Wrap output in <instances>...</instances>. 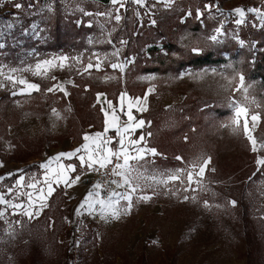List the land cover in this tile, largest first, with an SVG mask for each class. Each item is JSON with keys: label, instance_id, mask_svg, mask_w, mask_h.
<instances>
[{"label": "rangeland", "instance_id": "374dc122", "mask_svg": "<svg viewBox=\"0 0 264 264\" xmlns=\"http://www.w3.org/2000/svg\"><path fill=\"white\" fill-rule=\"evenodd\" d=\"M26 1L31 6L25 8ZM30 1L0 0V46L9 41L23 45L16 63L5 61V53L0 52V98L11 97L0 100V264H264V165L256 163L264 158V88L246 76L245 66L250 51H264V0H212L203 6V0H119L115 4L110 0L106 5L87 0ZM236 9H242L243 15ZM57 12L65 18L77 17V25H96L87 36V46L77 51L45 47L51 27L47 23L53 24ZM126 24L136 25V31L162 24L170 39L164 36L157 44L164 42L170 52L163 63L146 53L151 61L133 67L130 79L131 90L139 94L121 90L114 102L107 93L115 95L119 78L125 84V73L136 55L123 57L126 40L122 38L119 45L113 38L117 32L120 37L125 34ZM240 29L248 38L260 37V44H247ZM231 40L242 50L234 59ZM222 47L231 52H223L225 60L218 65L176 68L177 61L190 52ZM144 64L158 70L144 73ZM241 74L247 100L243 90H237ZM21 79L39 85V91L27 89ZM122 94L130 96L127 104H122ZM233 100L249 109L256 152L243 131H232L229 104ZM106 110L110 114L115 110L117 125ZM104 111L114 130L105 132ZM151 111L153 125L140 117ZM256 113L259 120L252 128L251 114ZM81 117L90 123L79 141L75 126L80 127ZM141 120L143 126L136 128ZM126 125H131L123 132L130 155H136V148L155 149L157 154L147 153L138 163L130 161L144 178L136 181L139 187L132 193L127 214L128 202L112 198L119 199L116 208L121 215L116 219L99 204L91 209L81 204L90 191L92 201L96 192L100 199L109 198L91 184L87 161L90 154L96 158L97 143L107 141V149L118 151L121 136L116 126ZM96 133L102 134L99 140ZM141 136L139 144H129ZM152 142L165 143L178 163H158V157L167 155ZM61 153L75 155L54 159ZM207 158L210 163L203 175H196L199 168L193 164ZM29 164L35 165L27 168ZM172 175L179 178L170 179ZM77 176L79 181L71 183ZM49 185L54 189L51 195ZM58 190L59 210L36 222ZM142 196L150 199H139ZM24 210L34 215L29 218Z\"/></svg>", "mask_w": 264, "mask_h": 264}, {"label": "trees", "instance_id": "16d2710c", "mask_svg": "<svg viewBox=\"0 0 264 264\" xmlns=\"http://www.w3.org/2000/svg\"><path fill=\"white\" fill-rule=\"evenodd\" d=\"M33 2V0H31ZM30 1V2H31ZM50 1V0H48ZM87 1H93V2H99L102 5H106L110 2V0H87ZM205 1H212V0H203L202 6L204 4ZM32 3H29L28 1H26L25 4V8L29 7V5L31 6ZM200 6V5H199ZM58 11H60L58 9ZM192 13L193 15L195 14V8L192 9ZM204 14H207L206 12ZM75 18L77 17H70L68 16L67 18L64 17V15L61 12H57V14L54 17L53 20V24H49L47 23V25L51 26L50 27V31H49V35H50V39L48 40L47 44H46V48H48L49 50H54V49H61L63 51H69V50H81L83 49L85 46H87V36L89 35V33H91V31L95 30L96 25H92V26H86L84 23L81 25H77V23L75 22ZM31 20V18H30ZM205 26H207V24H205ZM136 25H129L126 24V32L125 34L120 37L117 36L118 32L114 35V40L119 44L121 39H125V43H124V48L122 50V56L125 57L126 59L129 57V55L131 54H136L135 55V59L133 60V62H131V64H129V67L125 73L124 76V81L125 84H122L121 78H119L118 80V87L116 90V93L114 96L110 95L107 93V96H109L110 99H112L114 102H116L117 98H118V93L121 90H125L128 91L129 94L132 95H137L139 93L134 92L133 90H131V86H130V79L132 77V68L133 67H141L139 65L151 61V57L152 56H156L159 57L158 60H160V63H163V59L165 58V56H167L170 52L169 46H167L164 42L162 43V45H158L157 41L166 36V40L167 38L170 39V34L166 33L167 29H165L164 27H162L161 25H158L157 27L153 28V27H147V26H143L139 29H137L136 31ZM152 29V30H150ZM123 30V29H120ZM243 30L240 29V33L242 36V39L246 40L249 44V42H253L256 41V43L260 44L259 42L261 41L260 37H249L248 38V34L246 32H242ZM232 41V40H231ZM38 43V42H36ZM35 42H32V45L35 46L36 45ZM256 44V47H258L259 45ZM28 46V45H27ZM43 46V45H41ZM23 45H21L20 42H11L9 41V43H6L5 46H0V52L5 53V56H2V58L7 61V62H19V59H21L20 54H18L19 51H21ZM232 47H235L233 50V59L234 57L242 54L241 53V48L238 46L236 41H232ZM166 51V55H164L162 53L161 50ZM19 50V51H18ZM223 52H231V50L227 47L223 48H219V49H209V50H205L204 52H200V53H191L189 54L188 57L186 58H181L179 59L177 62V70L179 71V69H183L185 67H196V68H200V67H205V65H218L220 64V62L225 60V57H223ZM146 53L150 54L151 57L147 58L146 57ZM152 57V58H156V57ZM252 59V61H251ZM143 66V65H142ZM247 69H249L248 73H246V76L249 77L250 79L253 80H257L260 82V84L262 85V87L264 88V51L261 52L259 50L257 51H250V53L248 54V57L246 58V65ZM143 72H148V71H157L158 67L157 66H147L144 64L143 67ZM17 97V96H16ZM8 98L9 100H11L10 96L8 94H5L4 96H2L0 98L1 99H5ZM80 111H82L80 109ZM102 114V113H100ZM153 112H146L145 114L140 115V117H144L147 120H151V125L154 124V122L156 121L155 118L153 117ZM82 118V117H81ZM89 121H84V119L82 118L81 120V125L79 127V125H76L75 127L79 129V131L77 132V139L79 141L82 140V134H83V128L89 124ZM101 127V125H100ZM140 132V131H138ZM6 138H9V136H7L6 134ZM153 147H156L157 150L162 154H166L167 157H158L156 159V161L160 164L166 163V164H172V165H176L178 163L177 160H175L172 156V154L174 153V151H170L167 149L166 144L162 143L159 144L157 142H152L151 144ZM173 145V144H172ZM174 146V145H173ZM18 148V146H16ZM16 148V149H17ZM180 164H182V162H179ZM35 165V164H32ZM31 164L28 165L27 168L32 167ZM60 192V190H58L57 192H55L48 200V207L44 209L43 213L41 214V216L39 218H37L35 221L36 222H41L44 219L51 218L54 215V209H58L59 210V204H57L56 201V197L58 196V193ZM58 207V208H57Z\"/></svg>", "mask_w": 264, "mask_h": 264}, {"label": "snow or ice", "instance_id": "6c2138e0", "mask_svg": "<svg viewBox=\"0 0 264 264\" xmlns=\"http://www.w3.org/2000/svg\"><path fill=\"white\" fill-rule=\"evenodd\" d=\"M119 0H112V3H118ZM137 3H141L142 0H136ZM16 7H20V5H16ZM237 13H239L241 16L243 15V10L242 9H236L235 10ZM250 11H255L254 9H250ZM117 20L120 19L119 16L116 17ZM213 40L216 39V37H212ZM194 52H197V49H193ZM46 64L51 65L52 62L51 61H46ZM40 65H37V68H39ZM89 67H92V65H89ZM96 67H99V65H97ZM113 68L118 67V65H112ZM20 84H26L27 85V89L30 90H36L39 91V85L37 84H32V83H28L26 80L21 79L19 81ZM239 84H240V89L237 90H243V92L245 93L244 99L247 100V91L248 88L245 87V81H244V76L241 74L239 75ZM54 89L53 88H48L47 91L52 92ZM61 91H64L63 86H60ZM151 91V90H150ZM15 94V93H13ZM67 94V93H65ZM125 94H122V98ZM254 102V101H253ZM112 107L111 102H109V108ZM229 107H231L233 109V116L231 118L230 124L232 126V131L233 133H236L238 131H243V134L247 137V139L251 142L252 144V151L256 152L257 151V142L256 140L252 137L251 133H250V129H249V109L248 107L243 104V103H239L236 102L235 100L231 101L229 104ZM105 115L107 116L108 114L105 113ZM113 125H117L118 121H119V117L116 116L115 114V110H113ZM129 119H133V117H131L130 113H129ZM243 120V123H241V121ZM259 120V113L256 114H251V121H252V128L256 127V122ZM105 123L107 124V120L105 121ZM144 121H139L137 123V127H141L143 126ZM229 125H224V127H228ZM131 127V125H126L123 129H121L119 126H116V132L118 136H121V140H120V149L118 151H113L112 149H107L106 148V144L107 141L103 142V143H97L96 145V150H94L95 152V156L96 158L93 159L92 155H89L88 161H87V167L89 170H95V171H99L100 169L106 168L108 164H112L113 163V157L119 161L121 158L123 159V163H115L114 167L111 169V173L113 175L116 176H120L122 178V183H118L117 181H111V183L117 184L118 187H123L125 185L128 186L129 191L121 194L118 192L113 191L109 198L107 200L104 199H100L99 198V192L95 193L96 199L94 201L90 200L89 198L93 196V192H89L88 197L85 198V201L81 204V207H84L85 204H88V207L91 209L93 208L94 204H99L101 206L102 211L104 210H111L110 211V215L113 218L118 219L121 215L120 211L116 208V204L119 203V199H123L126 200L128 202L127 207L124 209V213L127 214L131 207H132V193H135L137 191V188L139 187V184L136 183V181H139L140 179H143L144 177L142 176V174L136 169V167L130 163V161H137V163L140 160H143L145 155L147 153H151L152 155H156V150L155 149H144V148H136V155H130L129 152V148L127 146H125L124 144V139H123V132L128 131V129ZM108 131V128H105V132ZM102 136L101 133H96L95 134V140H99V138ZM84 139L87 141L89 140L88 136H85ZM144 138L143 136L140 137V140H131L129 141L130 145H136L139 144L140 141H142ZM84 148H87V144L83 146ZM261 147H264V144H261ZM77 151H79V149H77ZM73 155H75V153H61L59 154V156L55 157L54 159L59 160L60 156H66L71 158ZM177 159H180L179 157H177ZM81 163L84 164L86 161L84 159L83 156L80 157ZM210 163V158L207 159H203L202 162L200 163H194L193 164V168H199V171L196 173V175L202 176L204 171H205V167ZM256 163L258 165H264V158H258ZM98 164L99 168H94L93 166ZM2 166V165H0ZM42 167H47V165H42ZM63 167V166H61ZM68 168L72 171H75V167L73 165H68ZM214 171V169H213ZM179 176L178 175H172L170 177V179L176 180L178 179ZM188 180L191 181L193 178V174L192 172L188 173ZM80 177L77 176L75 178V180L71 181V183H76L77 181H79ZM65 183H68L67 180L64 181ZM31 187H34V185H30ZM70 186V185H69ZM101 187V185L99 183H97L96 185H94V188L99 189ZM54 191V189L51 188V185H49V190H48V195H51L52 192ZM113 197H119V199L113 201ZM139 199L142 200H148L150 199V197L148 196H142ZM185 199H187V197H185ZM0 202H3V198L0 197ZM235 201H232V204L235 205ZM46 206V205H45ZM14 207H21L20 205H15ZM77 212L79 213V209L77 210ZM24 215L29 216V218H31L34 213L30 212L28 210H24L23 212ZM38 214V213H36ZM0 215H3L2 213H0ZM104 218H107L106 216ZM155 243V241H154Z\"/></svg>", "mask_w": 264, "mask_h": 264}, {"label": "built area", "instance_id": "2783aa9c", "mask_svg": "<svg viewBox=\"0 0 264 264\" xmlns=\"http://www.w3.org/2000/svg\"><path fill=\"white\" fill-rule=\"evenodd\" d=\"M117 162L118 161L116 159H113V163L108 164L106 168L100 169L99 171L91 170L93 178L90 182L94 185L97 183L101 185L99 191L103 196H110L113 191L118 193H126L129 191L127 185L118 187L117 184L111 183V181L122 183L120 176H116L111 173V169ZM93 167L99 168V165H94Z\"/></svg>", "mask_w": 264, "mask_h": 264}, {"label": "crops", "instance_id": "0c3cea01", "mask_svg": "<svg viewBox=\"0 0 264 264\" xmlns=\"http://www.w3.org/2000/svg\"><path fill=\"white\" fill-rule=\"evenodd\" d=\"M105 96H106V95H105ZM128 96H129V95H128ZM129 98H130V96H129ZM129 98H128V99H129ZM105 99H106V103H107V101H108L107 96H106ZM121 99H122V104H127L126 102H128V101H127L128 99H127L126 96H123V98H122V96H121V97H120V100H121ZM106 108H107V104H106ZM106 111H108V110H106ZM106 111H104V112L106 113ZM108 112H109V115H112V114H110V111H108ZM108 112H107V113H108ZM109 117H110V116H108V115L106 116V115H105V121H106V120H109ZM104 126H106V127L109 126V127H108V130H109V131H110V130H114V129L112 128V125H111L110 122L107 123V124L104 123ZM136 128H140V127H137V126H136Z\"/></svg>", "mask_w": 264, "mask_h": 264}]
</instances>
